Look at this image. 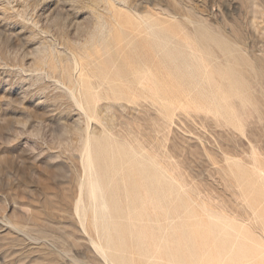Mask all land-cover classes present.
Segmentation results:
<instances>
[{
    "label": "bare ground",
    "instance_id": "6f19581e",
    "mask_svg": "<svg viewBox=\"0 0 264 264\" xmlns=\"http://www.w3.org/2000/svg\"><path fill=\"white\" fill-rule=\"evenodd\" d=\"M112 1L106 0L107 13L91 5L95 23L88 20L93 25L87 27L88 37L74 43V71L63 66L59 80L86 121L80 132L81 158L73 175L77 189L74 212L68 213L72 223L87 234V241L79 239V244H92L107 264H264V167L259 154L251 153L252 166L242 164V158L241 163L232 162L233 169L228 166L226 190L234 191L246 204L238 199L239 208L234 202L239 211L233 209L234 215L223 199L224 203L215 204L208 194L207 198L198 195L197 185H187L186 166L174 159L166 143V129L172 128L178 112L212 115L224 128L242 130L247 113L262 109L254 84L264 82L259 64L264 58L258 54L251 58L246 49L211 24L193 17L180 19L169 11L131 14L136 21L130 29L125 10L128 0ZM63 2L69 6L71 1ZM79 12L74 11L75 16ZM81 22H76L78 27ZM188 23L193 24L192 30ZM37 51L47 57V46ZM145 102L159 113L152 128L161 135L153 144L146 138L144 121L139 123L137 117L127 119L128 126L116 131L113 117L102 115L116 104L142 107ZM93 121L101 128L93 131ZM30 213L39 219L37 211ZM5 220L7 226L25 231L11 217Z\"/></svg>",
    "mask_w": 264,
    "mask_h": 264
},
{
    "label": "rangeland",
    "instance_id": "374dc122",
    "mask_svg": "<svg viewBox=\"0 0 264 264\" xmlns=\"http://www.w3.org/2000/svg\"><path fill=\"white\" fill-rule=\"evenodd\" d=\"M70 1L75 4L69 2L67 6L63 0L59 1L60 4L58 0L57 2L56 0H0V264H94L95 262V264H107L91 246L92 244L88 242L85 246L79 244V239L80 242L87 241V234L68 218V215L74 212L73 202L77 189L73 175L81 158L80 132L86 128V121L84 114L66 90L67 87L59 82L62 80L63 66L70 67L71 71H74L72 67L74 43L85 41L88 37L87 27L95 23V13L91 5L107 13L104 8L106 0H87L89 3L86 0ZM175 1L128 0L129 8L125 9L130 17L128 27L131 29L130 24L135 23V17L131 14L136 12L137 14L149 12L157 14L159 11H169L180 19L193 17L211 24L218 30H223L244 50L246 49L245 52L249 56L252 55L251 58L255 54L264 58V0ZM72 10L76 12L80 10V14L75 16ZM90 13L93 14L90 15ZM53 16L55 19L52 18ZM76 20L79 23L84 21V23L81 22V27H78L79 23H76L78 22ZM88 20L93 23L91 24ZM188 24L192 30L193 24ZM76 27H78L77 30ZM41 45L47 46L45 58L37 51ZM259 64L264 71V61ZM255 84V94L261 100L262 109L259 112L261 114L247 113L245 120L248 122L243 127L244 132L243 128L242 130L234 129V127L224 128L212 115L183 112L176 113L177 115L174 116L176 124L173 122L172 128L166 129L168 135L166 143H170L168 146L171 148L174 159L179 160L183 167L186 166L187 185H197L198 195L202 194L204 198L210 196L215 204L226 201L227 210L230 213L232 211L231 214L234 215L237 213L235 214L233 209L239 213L238 209L234 208L235 205L240 208V201L244 206L246 204L234 191L226 190L229 189L227 186L230 184L226 175L230 173V168L233 169L232 162H238L242 158V161L240 160L242 164L247 163V166H252L254 159L251 153L254 155L253 152H255L259 154L258 157L262 160L261 164L264 167V91H262L264 82ZM148 104L149 102H145L143 108L139 105L135 107V104L128 105V103L120 108L116 104L109 109L110 111L105 110L102 115L107 114L113 117L111 124L116 131L128 126L127 119L137 117L139 123L142 124L144 121L142 127L146 138L150 144H153L161 135L152 128V121L157 120L159 113L151 104ZM258 114L263 118L261 116L260 118ZM90 127L94 131L101 128V125L93 121ZM177 140L181 143L179 141L177 143ZM231 158H233L232 161H230ZM236 192L239 193L237 190ZM215 195H220V198ZM234 202H236L235 205ZM36 211L38 220H34L30 213ZM5 214L18 222L25 231L19 232L7 226ZM1 220H4V223ZM65 226L67 228L64 229ZM71 240L75 243L73 244ZM63 251H66L65 254Z\"/></svg>",
    "mask_w": 264,
    "mask_h": 264
}]
</instances>
